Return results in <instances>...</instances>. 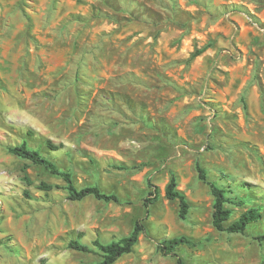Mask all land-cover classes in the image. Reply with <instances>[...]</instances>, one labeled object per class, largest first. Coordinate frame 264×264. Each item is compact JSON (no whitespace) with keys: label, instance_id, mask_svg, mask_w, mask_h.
<instances>
[{"label":"rangeland","instance_id":"1","mask_svg":"<svg viewBox=\"0 0 264 264\" xmlns=\"http://www.w3.org/2000/svg\"><path fill=\"white\" fill-rule=\"evenodd\" d=\"M24 142L120 202L71 201L61 177L9 153ZM198 165L228 191L229 223L253 206L263 219L217 231ZM173 174L186 220L166 197ZM137 220L116 264H264V0H0V264H96L93 242ZM182 236L194 245L159 250Z\"/></svg>","mask_w":264,"mask_h":264},{"label":"trees","instance_id":"2","mask_svg":"<svg viewBox=\"0 0 264 264\" xmlns=\"http://www.w3.org/2000/svg\"><path fill=\"white\" fill-rule=\"evenodd\" d=\"M204 52L205 48L197 49L194 52L192 59L201 56ZM46 145L52 151H57L61 148L54 145L51 141H47ZM8 151L14 156L29 161L36 166L44 168L51 174L61 177L66 183L65 189L68 193V198L71 201L79 202L85 200L88 197H94L95 199L104 201L106 203L120 202L116 195L106 194L98 186H87L80 190L77 189L74 184L73 174L70 171L61 170L53 160L43 156L39 150L31 149L25 142L18 146L9 147ZM120 169L123 168L120 167ZM197 170L199 178L209 185L211 194L214 198L212 223L217 231L228 232L231 234H245L249 226L258 223L263 219V212L261 208L253 206L244 211L237 220L229 223L233 212L228 207V204H232L233 202L228 197V191L215 182L210 181L206 170L200 165L197 166ZM24 178L29 185H32V181L28 176H25ZM148 185L153 189L149 193L150 197L145 200L146 207L155 204L159 200L158 189L152 185L151 182H149ZM39 188L45 192H50L58 187H54L53 185L47 183H42ZM165 193L167 199L179 202V217L182 220H186L188 218L190 204L186 196L178 190V179L176 175H172L171 180L165 189ZM25 195L28 198L30 197L28 191L25 192ZM238 205L242 206L244 205V202L241 201L238 203ZM144 232L145 226L141 220H137L134 224L132 232L119 241L103 244L100 240H95L92 245L97 249L101 257V261L96 264H116L122 257L132 254L135 250V247L139 243L141 235L144 234ZM257 240L259 242H264V234L258 236ZM185 245L191 246L194 245V243L189 238L182 236L164 241L159 246V250L164 255H175L176 250ZM69 248L81 253L90 254L94 252L90 245L84 244L80 241H72L69 244ZM177 264L185 263L181 258L178 257Z\"/></svg>","mask_w":264,"mask_h":264}]
</instances>
